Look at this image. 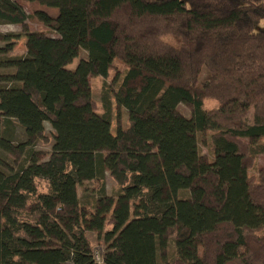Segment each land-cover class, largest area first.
<instances>
[{
	"label": "trees",
	"instance_id": "trees-1",
	"mask_svg": "<svg viewBox=\"0 0 264 264\" xmlns=\"http://www.w3.org/2000/svg\"><path fill=\"white\" fill-rule=\"evenodd\" d=\"M0 20L57 33L28 32V54L0 62V141L16 122L27 145L49 141L46 123L53 137L46 160L0 169V264H98L90 231L104 264H264V181L249 171L264 154V0H0ZM115 60L127 69L99 112L90 77ZM111 94L129 113L115 133Z\"/></svg>",
	"mask_w": 264,
	"mask_h": 264
},
{
	"label": "rangeland",
	"instance_id": "rangeland-1",
	"mask_svg": "<svg viewBox=\"0 0 264 264\" xmlns=\"http://www.w3.org/2000/svg\"><path fill=\"white\" fill-rule=\"evenodd\" d=\"M27 9L28 5L24 4ZM31 31H39L44 32L49 35L57 36V33L47 27L42 23H37L33 21H28L25 25H19L10 23L4 20H0V62H5L4 59L18 56H26L28 54L27 49V33ZM7 38L8 40L6 41ZM6 51V53H4ZM87 52L85 49H81L79 56L75 58V60L69 64L70 68H75L81 58H86ZM127 66L122 63L120 60L114 61V66L111 68L108 77L105 79L101 76H92L90 77V84L92 87V95L96 100L98 105V111L103 112V85L106 80L108 83H111V90L113 87L120 81L122 75L126 72ZM12 68H0V75L5 74L8 71H11ZM207 74V69L203 68V72L201 73L200 80L204 78ZM0 84L2 81L0 80ZM110 100L112 103L113 114H112V131L116 132V129L120 125H127L129 113L123 108L119 107L114 95H110ZM217 104L215 100H207L205 103V107L211 108ZM178 109L185 114L186 116L191 115V109L188 105L181 103L178 106ZM13 142L7 141L6 139H2L0 141V169L4 171H8L7 166L18 167L21 164H25L28 162L29 153L31 151L37 156L39 160H46L51 151H52V127L49 123H46L47 134L50 136L49 141L37 140L31 144H25L27 140V136L24 133V129L19 125L18 122L13 125ZM7 133V132H6ZM211 132L207 129L199 133V148H200V159L202 162L212 161L214 159V152L212 149V145L210 142ZM255 141L256 140H252ZM23 146H22V145ZM250 174L253 175L256 180L264 181V154H260L252 167L250 168ZM45 183H41V190H45ZM96 184L93 181H86L84 184L78 186L79 196L85 201L87 198H90L95 194ZM106 190L109 195L116 196L120 190L119 185L114 181V179L110 176L109 171H106ZM182 196H188V191H182ZM258 234L264 235V228L258 231ZM88 238L90 239L94 254L97 259L98 264H104V254L106 251L107 243L104 240V236L99 234L96 231H90L87 233ZM168 237V249L167 253L175 252V238L173 235H167Z\"/></svg>",
	"mask_w": 264,
	"mask_h": 264
},
{
	"label": "built area",
	"instance_id": "built-area-1",
	"mask_svg": "<svg viewBox=\"0 0 264 264\" xmlns=\"http://www.w3.org/2000/svg\"><path fill=\"white\" fill-rule=\"evenodd\" d=\"M95 259H96V257H95ZM97 260V259H96Z\"/></svg>",
	"mask_w": 264,
	"mask_h": 264
}]
</instances>
